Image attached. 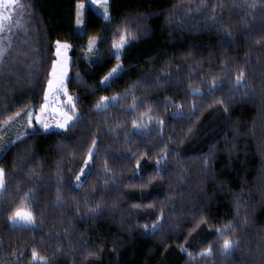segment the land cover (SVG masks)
<instances>
[{
	"label": "trees",
	"instance_id": "trees-1",
	"mask_svg": "<svg viewBox=\"0 0 264 264\" xmlns=\"http://www.w3.org/2000/svg\"><path fill=\"white\" fill-rule=\"evenodd\" d=\"M85 1L25 0V11L13 15L22 27H13L0 70V107L8 108L0 121L24 105L39 109L56 40L73 45L68 89L83 119L67 131L29 135L0 154L8 185L0 196V262L33 264L36 247L50 264H264V0H204L200 11L201 0H110V20L88 5L79 34L76 6ZM124 28L135 39L122 50V74L105 88L100 78L117 63L111 45ZM90 36L102 38L96 62L84 53ZM241 70L246 87L235 86ZM213 79L220 86L209 92ZM194 88L203 95L192 94ZM116 93L119 104L95 110L100 96ZM133 96L134 110L127 107ZM221 99L224 105L215 102ZM193 104L195 114L184 118ZM176 105L184 117L172 115ZM140 113L146 129L133 128ZM148 115L164 124L149 123ZM93 138L94 166L76 188ZM165 152L160 166L166 170L157 174ZM105 161L111 173L104 172ZM30 190L40 227H14L8 213ZM96 204L100 211L90 213ZM161 209L163 227L145 231L142 225H151ZM230 221L234 231L225 235L239 243L226 256L215 228ZM209 245L211 257L197 255ZM90 249L99 255L89 257Z\"/></svg>",
	"mask_w": 264,
	"mask_h": 264
},
{
	"label": "snow or ice",
	"instance_id": "snow-or-ice-1",
	"mask_svg": "<svg viewBox=\"0 0 264 264\" xmlns=\"http://www.w3.org/2000/svg\"><path fill=\"white\" fill-rule=\"evenodd\" d=\"M109 2L110 0H88L89 5L91 6H98L97 10L102 9V16L106 20H110V13H109ZM252 8L256 7L255 3L249 5ZM27 5L20 3V0H0V33H7L6 35H0V70L3 69L6 63V57L8 56L11 48H12V39H11V32L13 27H22L20 20H13V13L15 11H19L22 13ZM77 21L78 25L83 23V16H84V8L85 5L82 3H77ZM201 7L207 8V4L204 3V0H201V5L197 6V11H200ZM216 7H223L222 4L217 5ZM216 12L213 11L212 16L210 19L216 21ZM25 33L27 29H24ZM226 35L231 38L232 33L229 31ZM101 40L102 38H98L96 36H90L87 43V49L89 52L90 57L94 58L92 62H96L99 60L98 52L96 51V44L97 41ZM135 39L134 34L132 31L124 28L120 31L118 39L114 38L112 41V55L115 56L117 63L114 65L104 76L100 78V85L107 88L109 87L114 81L119 78L122 74L123 64L121 61V54L122 50L129 44L130 41ZM56 47V59L52 61L51 68L48 71V78L46 80V87L44 89V97L43 103L40 105L39 109H35L34 106L24 105L22 108H19L17 111L13 112L12 115L7 116L6 119L0 121V130L3 128L16 123L22 117L26 120V125H24V130L20 131L16 136L15 139H8L6 142L3 140V137H0V154L7 152L11 146L17 142L22 141V139L26 138L29 135H38L40 131L47 132L51 127L55 126L59 129H63L67 131L71 128L75 123L79 120L83 119L82 115L80 114L79 110L76 106V98L69 94L68 89V81L70 80L69 75V63H68V56H67V49L70 45L67 42H61L60 40L55 41ZM79 73H76V76L79 77ZM29 76H31V72H29ZM220 84L213 79L208 84V91L214 92V90L219 87ZM235 86L236 87H246L247 81L245 79V73L243 70L239 72L238 75L235 76ZM192 94H200L203 95V92L198 89L194 88L191 89ZM128 94L127 90L124 93L126 97ZM247 96V93L244 94ZM64 97L63 100H60L59 97ZM122 99V95L120 93L113 94L111 96H100L99 99L96 101L94 108L98 112L106 111L111 105L119 104ZM133 103L128 105L127 107L130 109L137 108V97L133 96ZM221 105H224V101L218 100L215 101ZM59 104L60 106H53ZM177 111L172 113L173 116L176 117H184L183 109L180 105H176ZM196 105H192L191 114L186 119L191 120L192 115L195 114ZM224 110L227 111V106L224 107ZM8 111L7 106L0 107V114ZM151 111V109H150ZM47 113V116L45 115ZM55 114L57 118L54 121L49 122L48 117ZM146 113L139 114V120H133L132 125L134 129H146L148 127L147 124L142 123L144 120ZM33 120L36 121V124H33ZM149 123H155L158 125H163L164 121L157 119L153 120L151 115H148ZM38 125V127H37ZM191 131V129H189ZM167 147V145H165ZM99 151L98 148V139L93 138L91 140L90 146L87 148L86 155L83 159V164L79 169V172L75 176V187L82 188L84 181L82 177L86 179L88 175L91 174L90 169L94 166L93 161L96 157L97 152ZM133 156L136 153H132ZM169 153L165 152L163 155H160L156 160V172L166 170L162 169L160 166L161 160L166 161L167 156ZM145 156L147 154L145 153ZM205 166L209 167L208 161H205ZM140 161H136L135 169L136 172L134 175L140 174ZM103 169L105 173H111L112 169L108 167L107 161L104 162ZM114 179V177H113ZM141 179H144L141 176ZM153 177H148V183H151ZM108 181H105V185H107ZM144 187V185H141ZM21 189L17 188V192H20ZM8 192V185H7V173L3 166H0V196L4 193ZM20 200L21 204L13 208L7 216L8 221L14 227L20 228H39L40 226L36 223V214L35 211L32 210L29 205L31 201L34 199V193L30 190L29 192L23 193L22 196L16 197ZM57 199L59 200L60 197L58 196ZM135 208L144 207L142 204L133 205ZM147 207L151 208L153 205L149 204ZM101 205L96 204L95 206L89 208L90 213H96L100 211ZM163 209H161L160 214L155 217L152 224H144L142 228L147 231L151 228L153 234L160 230L163 227ZM204 223H207L205 218H201ZM246 222V220H245ZM42 230V229H41ZM229 230L234 231L232 229V222L223 225L222 227H216L215 232L217 233V239H222V243L220 244V251L225 254L226 256H231L233 249L238 245L239 241L230 238L229 236L225 235ZM57 251H61V249H57ZM181 251L187 252L189 261L195 259L193 253L187 249V247L181 246ZM87 255L89 257H95L99 255V250H88ZM197 255L201 257H211L213 255V247L209 245L206 248L201 249ZM31 260L33 264H50V259L46 256L40 254L39 250L36 247H32L31 249ZM2 264V262H0ZM16 264V262H14Z\"/></svg>",
	"mask_w": 264,
	"mask_h": 264
},
{
	"label": "rangeland",
	"instance_id": "rangeland-1",
	"mask_svg": "<svg viewBox=\"0 0 264 264\" xmlns=\"http://www.w3.org/2000/svg\"><path fill=\"white\" fill-rule=\"evenodd\" d=\"M25 2V0H20V3H22V4H25L24 3ZM82 4H84L85 5V8H84V16H83V23L82 24H80V25H78L77 23H76V31L79 33V34H83L84 33V27H85V17H86V9H87V6L89 5V3H88V0H86L85 2H81ZM110 3V2H109ZM95 10H97L98 9V6H92ZM25 11V10H24ZM23 11V12H24ZM101 15H102V9H100V10H97ZM22 12V13H23ZM22 13H20L19 11H15L14 13H13V15H21ZM109 13H110V10H109ZM103 17V16H102ZM76 21H77V19H76ZM99 38V37H98ZM98 41H99V39H98ZM98 41H97V43H98ZM62 43L64 42V41H61ZM68 43V42H67ZM88 43V42H87ZM69 45H70V47L67 49V56H68V58H69V60H68V63H69V75H70V66H71V62H72V55H71V52H72V49H73V45L72 44H70V43H68ZM96 48H97V44H96ZM97 51V50H96ZM56 52V51H55ZM85 54H86V56L88 57V59L90 60V61H92L94 58H92V57H90V55H89V52H88V49H87V44H86V46H85V52H84ZM55 57H56V55H55ZM56 59V58H55ZM70 94V93H69ZM71 95V94H70ZM74 97V96H73ZM59 99L60 100H63L64 99V97H59ZM53 106H60L59 104H56V105H53ZM38 110V109H37ZM45 115L47 116V113H45ZM57 118V116L55 115V114H53L52 116H50V117H48V119H49V122H51V121H54L55 119ZM33 124L35 125L36 124V121L35 120H33ZM24 125H26V120L22 117L19 121H17L16 123H13V124H11V125H9V126H7V127H5V128H3L2 130H1V137H3V140L5 141V140H7V139H9L10 137H13V136H15V135H17L20 131H22V130H24ZM37 127H38V125H37ZM50 130H57V131H64L63 129H59V128H57V127H55V126H53V127H51L50 128Z\"/></svg>",
	"mask_w": 264,
	"mask_h": 264
}]
</instances>
